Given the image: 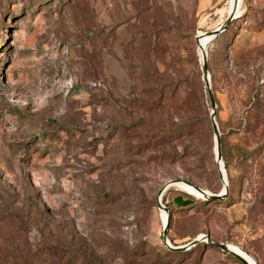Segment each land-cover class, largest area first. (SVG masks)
I'll return each instance as SVG.
<instances>
[{"label": "rangeland", "instance_id": "obj_1", "mask_svg": "<svg viewBox=\"0 0 264 264\" xmlns=\"http://www.w3.org/2000/svg\"><path fill=\"white\" fill-rule=\"evenodd\" d=\"M0 0V264H264V0ZM192 103L190 124L185 100ZM189 127V128H188Z\"/></svg>", "mask_w": 264, "mask_h": 264}, {"label": "water", "instance_id": "obj_2", "mask_svg": "<svg viewBox=\"0 0 264 264\" xmlns=\"http://www.w3.org/2000/svg\"><path fill=\"white\" fill-rule=\"evenodd\" d=\"M237 3L238 0H233V9L231 10V12L228 14L226 21L223 25H221L219 28H217L216 30L204 34L206 37H209V43L210 44L216 37H218L220 34H222L223 32L226 31V29L228 28V26L230 25V23L234 20V15L236 12V8H237ZM198 38L196 39V44L198 46V42H197ZM201 63H202V77L205 83V87L208 90V94L210 96V100H211V113H210V119H211V125H212V130H213V134H214V147H216V155H215V163L217 165V170H218V175H219V179L221 181L222 184V188H224V192L223 193H219L218 195H212L210 193H207L206 191L198 188V187H194L191 186L190 184H188L187 182L184 181H170L168 182L159 192L158 195V199H157V208L160 211H163L164 213H169V210L164 208L161 205V197L162 194L170 187H174L177 184H185L187 186H191L193 189H195V191L197 193L200 194L201 199L208 201V202H213V201H221L223 200L226 196H227V184H226V176L224 179V175L221 172L220 166L221 168L223 167V164H221V156H220V142H219V135H218V127L216 125L215 122V118H214V103L211 99V94H210V89H209V79H208V71H207V52L206 51H202L201 53ZM168 217L165 220V223H163V230H162V239H163V243L165 245V247L171 251V252H176V253H181V252H186L190 249H192L193 247L197 246L200 243H204L212 248H215L225 254H228L230 256H232L234 259H236L240 264H248L243 258H241L240 256H238L237 254H235L234 252H232L229 248L228 244H222V243H215L212 242L209 236H201L198 237L194 240H192L189 244H187L186 246L183 247H172L169 245L168 243V239H167V230H168Z\"/></svg>", "mask_w": 264, "mask_h": 264}, {"label": "bare ground", "instance_id": "obj_3", "mask_svg": "<svg viewBox=\"0 0 264 264\" xmlns=\"http://www.w3.org/2000/svg\"><path fill=\"white\" fill-rule=\"evenodd\" d=\"M239 2H240V0H238L237 7H238ZM233 7H234V5H233V0H231L229 13H230L231 10L233 9ZM236 10H237V8H236ZM229 13H228V14H229ZM235 14H236V12H235ZM234 16H235V15H234ZM234 18H235V17H234ZM209 40H210V38H209V37H206L205 35L199 37V39L197 40V42H198V47H199V49H200V53H202V51H206V50H207V46L209 45V44H208V43H209ZM208 79H209V77H208ZM215 155H216V147H215ZM221 164H222V162H221ZM220 169H221V172H222V174L224 175V179H225L224 168H223V167L221 168V166H220ZM225 180H226V179H225ZM225 182H226V184H227V181H225ZM175 186H179V187H181L183 190H185L186 192H188V193H190V194H192V195L199 196V197L201 198L200 194L197 193V192L195 191V189H193L191 186H187V185H185V184H181V183H180V184H177V185H175ZM175 186H174V187H175ZM223 192H224V188H223V190H222L221 193H223ZM162 219H163V223H165L166 215H163V216H162ZM200 237H201V236H200ZM228 245H229V248H230V250H231L232 252H234L235 254H237L238 256H240L241 258H243L248 264H256L255 261H254L251 257L248 256V254L246 255V254L244 253V251H242L241 249H239L237 246H234V245H231V244H228Z\"/></svg>", "mask_w": 264, "mask_h": 264}, {"label": "trees", "instance_id": "obj_4", "mask_svg": "<svg viewBox=\"0 0 264 264\" xmlns=\"http://www.w3.org/2000/svg\"><path fill=\"white\" fill-rule=\"evenodd\" d=\"M186 102V104H185V111H186V118H187V122L186 123H184L182 126L183 127H187L189 124H190V121H192V118H191V115H190V113H191V109H192V103H191V100L190 99H187V100H185ZM185 127V128H186ZM189 128V127H188ZM171 253H174V254H176V252H171ZM222 254L223 255H225L226 257H229V258H233L232 256H230V255H228V254H225V253H223L222 252Z\"/></svg>", "mask_w": 264, "mask_h": 264}]
</instances>
